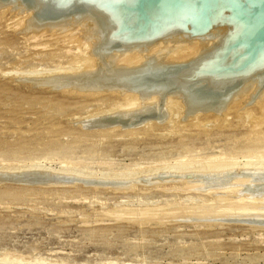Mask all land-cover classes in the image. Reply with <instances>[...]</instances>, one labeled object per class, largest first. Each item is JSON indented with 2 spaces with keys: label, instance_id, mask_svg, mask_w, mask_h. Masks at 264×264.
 I'll return each instance as SVG.
<instances>
[{
  "label": "rangeland",
  "instance_id": "obj_1",
  "mask_svg": "<svg viewBox=\"0 0 264 264\" xmlns=\"http://www.w3.org/2000/svg\"><path fill=\"white\" fill-rule=\"evenodd\" d=\"M8 10H0V264H264V172L236 173L264 167V100L245 104L247 94L222 115L194 117L174 105L167 118L125 126L135 110L116 124L126 101L116 93L43 83L91 63L78 29L27 33L30 15ZM185 47L177 62L193 58ZM213 166L236 172L197 173Z\"/></svg>",
  "mask_w": 264,
  "mask_h": 264
},
{
  "label": "water",
  "instance_id": "obj_2",
  "mask_svg": "<svg viewBox=\"0 0 264 264\" xmlns=\"http://www.w3.org/2000/svg\"><path fill=\"white\" fill-rule=\"evenodd\" d=\"M31 10L36 24L86 17L99 41L95 56L111 49L141 48L157 39H211L203 54L186 63L150 65L117 80L131 91H178L188 108L221 107L242 82L264 85V0H0ZM211 49H210V48ZM210 49V50H209ZM209 50V51H208ZM184 115V113H183ZM162 118L154 109L135 113L125 126Z\"/></svg>",
  "mask_w": 264,
  "mask_h": 264
},
{
  "label": "bare ground",
  "instance_id": "obj_3",
  "mask_svg": "<svg viewBox=\"0 0 264 264\" xmlns=\"http://www.w3.org/2000/svg\"><path fill=\"white\" fill-rule=\"evenodd\" d=\"M8 9L12 12L11 13L12 15L15 14V15L23 16V17H28L29 15L31 16V14H32L31 10H25L21 6L12 7L11 4H0V10H8ZM76 29H78L77 33L79 32L78 33L79 34V39H81L82 42H87L88 43L87 45L90 44L89 45L90 49H88V50H90L89 51L90 52L89 60L91 62L90 63L91 66H89L90 65L89 62L86 63L87 62L86 61L81 66V67H83L84 65L86 66L87 64H89L88 66H86V67L84 66L83 67L82 70H84V71H82V70L79 71V69H81V67H78V68L76 67L75 69H71L69 71V73H66V74H58L56 76H54L55 75L54 74L52 77L50 76L48 79L43 77V79H46L43 83L46 84V86L49 85V87L53 88V89H63V88L66 89V88H68V89H71V90H76V91H79V92H83L85 94L86 93H91L92 94V93H95V92H113V93H116L117 95H119L120 97H122V98H124L126 100L124 102V105H123L124 107L122 105H120L121 107H119V108H121V109H119V111H122V112H120L119 114L116 113L118 115L117 118H115V119H113V121H111V122H114L116 124H119L121 122V119H124L126 116H131L132 112L135 111V110H137V111H135L137 113H142V112H146V111H148L150 109H154L157 112V114L162 117V118H159L158 120H161V119H164L165 117L167 118V114L169 113V111H171L170 109L174 105L180 107V109H182V111L185 113V115L187 117H194V116H196L198 114H205V113H210L212 115H222L231 106V104H233L235 101L243 98L245 95L248 94L249 95L248 97L250 99L251 95L254 94L256 89L258 88V86H256V79H247L246 81L242 82V84L239 85V87L230 94L229 98L224 102V104L221 107H218L216 109H210V110L203 109V107L188 108L185 105V100L183 99L181 93L178 92V91L168 92V93H166L163 96V98H162V92H158V91H149V92L131 91L128 88H126L123 85V83L119 82L117 80V77L121 76V75H126V74H130V73H134V72L139 71L141 69V67H143L150 60H151L150 65H153V66L162 65V64L170 65V64L186 63V62H188L190 60H193L198 55L207 52L206 50L208 48H206V47H208V46H210V44H212L211 39L199 40L197 38H193V39H190V40H187V41L181 40V39H179L177 37H175L173 39H169V40L157 39V40L153 41L152 43H150L149 45H147V47L144 50H142L141 48H128V49H122V50H119V51H115V50L111 49L105 55L95 56V55H93L91 50L95 46V44L99 41V38H98L97 33L95 32L94 28H93L92 21L87 19L86 17H82L80 19L73 20V16H70L69 19H64V20L54 21V22H44V23H41L39 25L34 23V22H32L31 21V17H29V18H27V23H26V27H25V31L27 33H34V32L35 33H39V32H46L47 33V32H50V31L55 32V33H57V32L59 33V32H69L70 30L71 31L73 30V32H74ZM184 45H186L185 48L188 49V50L191 48V54L193 53L194 56H192L193 58H191V59L184 60V61L180 60L181 62L180 61L177 62L178 59L175 58V57L178 54L179 55L181 54L180 56H183L182 54H184V53H182L183 50H182L181 47L184 46ZM196 48L198 49L197 51H195ZM173 55L175 57H173ZM138 57H141L142 59H144V62H142L140 64L138 63L137 65L129 66V67H127L125 65V63H128V61H130L132 59H136ZM173 58H175V59H173ZM176 59H177V61H176ZM94 67L95 68L97 67V69L96 70L92 69ZM25 78H27V77H25ZM43 79H41V80H43ZM34 84H35V82H34ZM257 100H264V85L257 92V94L255 95V97L253 98V100L251 102H253V101L257 102ZM235 105H236V103H235ZM135 112H133V115H134ZM169 115H170V113H169ZM109 117H111V115ZM97 122H99V121H97ZM147 122L150 123L149 119H146L145 121L144 120L141 121L140 125H141V123L145 124ZM124 123H126V122H124ZM99 124L100 123H98L97 125H99ZM257 165H258V163H257ZM202 166H204V165H202ZM241 167H243V165ZM243 168H244L245 171L241 170V171H237L236 172L234 169H232V167H226V168L224 167V168L220 169V168H217L216 166H213V167L209 168L208 170H203V171H200V172H197V173H201V174H204V175L206 174V175L212 176V177H226V176H229V174H232V173L236 172L237 175H239L240 177L244 176V175H248L249 177H253L254 178L255 176L256 177L258 175L260 176V174L263 175L262 173L264 172V167L263 166H259V165L257 167H251L250 168V167L247 166V167H243ZM37 169L34 168V169H32V170L30 169V170L31 171H33V170L36 171ZM26 170L28 171L29 169H26ZM39 170L44 172L43 170H46V169H43V170L38 169V171ZM62 170L60 169L59 171L62 172ZM46 171H47V173H49L50 170H46ZM21 173H23V172L21 171ZM29 173H28V175H29V177H31L30 175L32 173L31 174H29ZM51 173H52V171H51ZM18 175H19V173H18ZM18 175L14 174V176H17V177H18ZM21 175H20V177L22 179L23 176H21ZM47 175H50V174H47ZM51 175H53V174H51ZM38 177H41V176L39 175ZM43 177L44 176H42V178ZM49 177L51 178L53 176H49ZM174 177H176V176H174ZM12 178H15V177H12ZM50 178H49L48 181H51ZM58 178H60V177H58ZM62 178H64V177H62ZM123 178H124V176H123ZM237 178H236V180H237ZM5 179H8V178H5ZM9 179H10V177H9ZM21 179H18V181H20ZM38 179H36L37 182H38ZM68 179H67V181H68ZM203 179H206V178H203ZM25 180L26 179L24 178V181ZM28 180H26V181H28ZM42 180H44V179H42ZM64 180H65V178H64ZM198 180H200V179H198ZM22 181H23V179H22ZM221 181H223L222 178H221ZM226 181H227V179H226ZM32 182H34V181H32ZM53 182H54V180H53ZM56 182H57V179H56ZM56 182H55V184H56ZM121 182L123 183L122 179H121ZM202 182H204V181H202ZM218 182H220V181H218ZM28 183H29V181H28ZM45 183H47V182H45ZM58 183H60V182H58ZM99 183H101V182H99ZM23 184H26V183L23 182ZM116 185H117V183H116ZM209 185H210V182H209ZM217 211H219V210H217ZM203 214H205V213H203Z\"/></svg>",
  "mask_w": 264,
  "mask_h": 264
}]
</instances>
